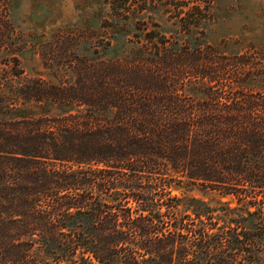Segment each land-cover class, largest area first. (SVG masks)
Segmentation results:
<instances>
[{"label":"trees","instance_id":"obj_1","mask_svg":"<svg viewBox=\"0 0 264 264\" xmlns=\"http://www.w3.org/2000/svg\"><path fill=\"white\" fill-rule=\"evenodd\" d=\"M158 2L98 0L124 41L113 58L108 35L93 58L64 49L81 30L30 41L62 84L0 59V264H264V47L205 44L214 0H176L164 32ZM173 176L237 206L190 198L178 218Z\"/></svg>","mask_w":264,"mask_h":264},{"label":"rangeland","instance_id":"obj_2","mask_svg":"<svg viewBox=\"0 0 264 264\" xmlns=\"http://www.w3.org/2000/svg\"><path fill=\"white\" fill-rule=\"evenodd\" d=\"M175 1L170 0V5L169 2L165 5L158 2V6L162 5L163 13L154 14V19L150 21H157L164 32L173 30L172 18L169 16L175 8ZM12 2L10 9L12 37L7 42L8 45L1 48L0 59L17 53L22 77H41L52 83L62 84L64 78L71 75L70 72L58 67L48 68L49 65L42 60L38 50L33 48L30 41L40 40L42 37L46 40L52 35L63 33L75 37L74 33H79L81 30L86 36L76 45L73 41L66 42L64 49L67 53L73 52L93 58L94 45L100 46L105 43L107 35L111 38L108 34L110 30L107 27H100L106 25L110 19L109 8L99 5L98 0H12ZM212 7L213 18L205 27V44L215 46L221 52L230 55L257 51L264 47V0H214ZM111 39V46L99 52L98 56L101 59L118 56L125 48L123 38L120 36L116 35ZM2 61L0 89L7 92L10 81L7 82L4 78L6 75L4 71L8 70V66ZM13 79L17 80L15 77ZM178 179L175 177L174 182H170L172 186L163 196L165 199L175 197L180 200L178 218L185 215L182 211L184 202L190 198L205 202L215 210V213L223 207L237 206L235 198L231 196L221 197L215 191L203 189L197 184H188L186 181L177 183ZM129 202V206L134 208V202L132 200Z\"/></svg>","mask_w":264,"mask_h":264}]
</instances>
